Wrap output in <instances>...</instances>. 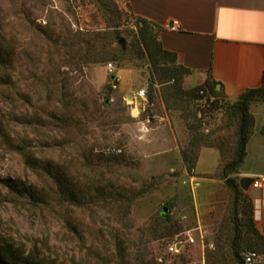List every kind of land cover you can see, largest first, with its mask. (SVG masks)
Listing matches in <instances>:
<instances>
[{
    "label": "rangeland",
    "instance_id": "374dc122",
    "mask_svg": "<svg viewBox=\"0 0 264 264\" xmlns=\"http://www.w3.org/2000/svg\"><path fill=\"white\" fill-rule=\"evenodd\" d=\"M142 27L128 0H0V240L45 264H238L236 104L179 87Z\"/></svg>",
    "mask_w": 264,
    "mask_h": 264
},
{
    "label": "crops",
    "instance_id": "0c3cea01",
    "mask_svg": "<svg viewBox=\"0 0 264 264\" xmlns=\"http://www.w3.org/2000/svg\"><path fill=\"white\" fill-rule=\"evenodd\" d=\"M128 2L137 17L159 27L163 48L176 53L178 64L190 70L185 87L201 86L210 79L225 101L234 103L243 93L264 86V0ZM174 20L179 22L177 31L164 28ZM253 116L255 128L238 174L240 179L264 176V104ZM246 193L255 226L264 236V186L250 187Z\"/></svg>",
    "mask_w": 264,
    "mask_h": 264
},
{
    "label": "trees",
    "instance_id": "16d2710c",
    "mask_svg": "<svg viewBox=\"0 0 264 264\" xmlns=\"http://www.w3.org/2000/svg\"><path fill=\"white\" fill-rule=\"evenodd\" d=\"M140 21L143 23V27L141 31L147 32L150 36L145 37V47L150 54V57L153 59L155 64L164 63L167 64L168 70L170 72V78L176 81L179 87L182 86L185 76L189 75L190 70L178 64L177 54L167 51L163 48L161 42L158 39V31L159 27L155 24L138 17ZM151 30V31H150ZM150 31V32H149ZM153 32V33H152ZM152 37V38H151ZM215 83L208 79L204 85H201L199 88L194 89V93L196 96H199L203 91L214 92ZM200 95L198 98H201ZM262 102L264 103V86L260 89L249 90L241 97L238 101L232 103L236 104V109L239 115V124L237 129V138H236V147L234 153V159L231 163H229L224 169V178L226 180V185L231 190L233 194V217H234V230L237 234L236 240L232 245V255L234 260L241 264V256L239 255V247H240V220H239V207L240 205L246 202L247 216L249 220V227L252 231V245L254 250L250 251H258L264 254V236H262L257 230L254 219H253V207L251 201L241 188H240V178L236 179L233 177H228V173H233L234 175H238L239 171L245 162L247 157V145L248 142L253 135L255 119L250 112L251 106L253 102ZM262 133L264 134V128L262 129ZM213 258V257H212ZM0 264H45L42 259H39L36 256H33L32 253L27 254L24 250L16 248L11 243L0 240Z\"/></svg>",
    "mask_w": 264,
    "mask_h": 264
},
{
    "label": "built area",
    "instance_id": "2783aa9c",
    "mask_svg": "<svg viewBox=\"0 0 264 264\" xmlns=\"http://www.w3.org/2000/svg\"><path fill=\"white\" fill-rule=\"evenodd\" d=\"M167 30L171 31H177L179 28V22L177 20H174L168 24L165 25L164 27ZM113 65L110 64L109 68L112 71ZM148 99V90L144 89L139 91L136 96L132 99V101H135L132 105L135 107L139 108V111L142 110V104L140 102H147ZM144 129L148 131V128L145 126ZM264 186V176H259L254 178V182L251 184V188L253 189H260ZM203 241H204V236H203ZM195 244V239L192 237H189L185 241L178 240L172 243L168 249L170 250L171 253L179 254L181 250H184L185 247L194 245ZM204 249L206 246H203ZM209 248H213L212 244L207 245ZM241 264H264V254L258 252V251H247L243 253L241 257ZM205 253H204V258H203V264H205Z\"/></svg>",
    "mask_w": 264,
    "mask_h": 264
},
{
    "label": "water",
    "instance_id": "95a60500",
    "mask_svg": "<svg viewBox=\"0 0 264 264\" xmlns=\"http://www.w3.org/2000/svg\"><path fill=\"white\" fill-rule=\"evenodd\" d=\"M121 44L124 46V40L120 41ZM152 91V87H150V92ZM254 182V178H242L240 180V188L244 191L247 192L250 189L251 184ZM166 211V208H165Z\"/></svg>",
    "mask_w": 264,
    "mask_h": 264
}]
</instances>
